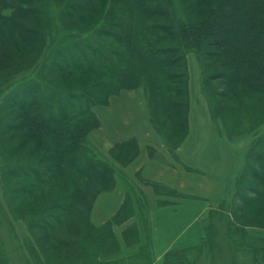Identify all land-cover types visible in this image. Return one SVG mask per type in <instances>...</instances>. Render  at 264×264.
<instances>
[{
	"label": "trees",
	"instance_id": "1",
	"mask_svg": "<svg viewBox=\"0 0 264 264\" xmlns=\"http://www.w3.org/2000/svg\"><path fill=\"white\" fill-rule=\"evenodd\" d=\"M52 5L57 6L61 30L51 17ZM0 21V55L36 50L45 58V77L51 78H35L22 95L0 104L2 147L17 161L12 164H18L4 172L16 180L8 191L10 203L23 215L32 210L25 217L30 229L54 233L62 248L70 249L67 264H85L86 259L89 264H121L102 261L101 255L120 247L114 229L128 220L125 208L104 225L93 223L92 210L98 196L115 187L112 160L127 165L140 149L132 138L115 144L108 158L96 155L88 139L101 127L96 107L109 106L112 96L147 88L155 102L150 122L175 151L191 129V54L212 82L224 78V88L211 86L221 100L250 95L264 100V0H0ZM14 31H19L18 38ZM94 31L98 38L91 40ZM9 37L12 43L6 42ZM52 81L55 91L39 93ZM255 143L245 153V171L231 179L235 184L229 209L225 201L219 205L230 216V230L241 237L248 226L264 228V142ZM153 186L158 193L177 195ZM224 189L222 199L230 191ZM67 224L81 236L61 239L56 233ZM212 230L210 220L203 245L168 253L166 262L194 263V253L212 243ZM91 234L97 242L87 253L85 241ZM137 234L132 224L123 238ZM249 244L253 261H258L259 248Z\"/></svg>",
	"mask_w": 264,
	"mask_h": 264
},
{
	"label": "rangeland",
	"instance_id": "2",
	"mask_svg": "<svg viewBox=\"0 0 264 264\" xmlns=\"http://www.w3.org/2000/svg\"><path fill=\"white\" fill-rule=\"evenodd\" d=\"M56 7V5H52L51 17L54 25H57L61 30L60 18L58 12L55 11L57 10ZM74 32L76 31H69V33ZM118 32L121 33V31ZM18 33L14 31V37L18 38ZM60 33L62 32L60 31ZM60 36H63V33ZM60 36L57 35V39H55L58 40L61 38ZM90 36L91 40L98 38L95 31ZM87 38H89L88 35L84 36L83 40ZM10 41V37L6 39L7 43H12ZM2 45L6 46L5 44ZM26 49H22L25 50L24 52L18 49L15 51L14 57H2L0 55V104L2 103V106L14 96L26 92L35 78L45 82L50 78V76L45 77L47 67L44 65L45 58L42 53L34 50L36 51L35 54L33 49ZM191 55L188 65L194 110L191 113L190 127H193L192 137L199 143H196L193 149L191 148L187 152V155L205 154L208 156L206 152L209 147L206 146L214 139L212 133L214 131L215 138L220 145L218 156L215 158L216 163L226 161L230 164L233 163L235 164L233 166L237 167V173L240 174L244 169V156L247 149L256 144L255 142H264V100L261 99L262 97L257 99L256 95H250L245 99L236 98L237 100L232 96H226L224 100H221L218 96L219 91L213 92L211 86L216 89L219 86L224 88L222 86L225 82L224 78L216 77V80L212 82L206 67H201L195 54ZM204 62L209 67L207 59ZM51 85L57 86L52 81L47 85H42L38 89L39 93L42 92V95L44 93L47 96L49 89L50 93L55 91ZM225 87L222 90L227 91L228 87ZM149 93L147 88L140 87L123 92L116 97L112 96L110 105L107 107L95 108V113L101 121V127L91 132L88 139L90 149L96 155L108 158L107 148L112 144V141L118 138L120 140L137 138L139 141L163 139L160 134L156 139L153 138V135L146 136L147 132H144L141 127L145 124L153 125L150 122V108L151 104L153 107L155 106V102ZM202 123L204 124L203 128H207V130L197 132V126ZM106 133L109 135H105ZM198 133L201 134L198 135ZM200 139L204 141V145L201 144ZM2 146L0 139V264H67L66 261H69L70 254L66 252L70 249L62 248L59 238L57 239L54 233L48 234L46 231L37 232L30 229V221L25 217H29L27 215L31 214L32 210H25L23 215L11 206L8 191L14 187L13 184L16 180L7 178L4 172L9 166L18 164H12L17 161L13 158L11 160L9 151ZM241 164L243 165L241 166ZM234 184L235 182L229 181L227 188H230V191L228 190L227 196L221 201L222 203L225 201L223 205H226L227 209L231 204L230 194L234 189ZM253 197L256 198L254 195ZM221 202L215 204V208L211 211V214L213 213V218H210L213 222L212 243L207 248L205 247L204 251L194 253L192 260L196 258V261L192 264H264V228L248 226L246 227V237H241L235 231H231L228 225L230 216L219 209ZM82 224L78 223L79 226ZM71 226L70 224L65 225L56 234L60 235L61 239L66 240H74V238L81 236ZM215 230L217 231L216 235L213 234ZM85 242L86 252L89 253L94 242L97 241H94L91 234L90 239ZM249 243L259 248L261 254L258 255V261H253L255 254L251 252ZM107 255L102 254L101 256L105 258ZM89 263V259H86L85 264Z\"/></svg>",
	"mask_w": 264,
	"mask_h": 264
},
{
	"label": "crops",
	"instance_id": "3",
	"mask_svg": "<svg viewBox=\"0 0 264 264\" xmlns=\"http://www.w3.org/2000/svg\"><path fill=\"white\" fill-rule=\"evenodd\" d=\"M203 126V123L198 125L197 132L207 130ZM141 127L146 136L153 135L156 139L159 135L149 124ZM192 129L176 151L163 139L137 140L140 152L132 162L122 165L112 160L117 168L116 184L111 191L98 196L92 221L95 225H104L124 208V218L128 220L115 225L120 247L105 258L101 256L102 261L170 264L166 262L168 253L190 251L205 243L211 210L222 201L224 188L235 178L237 167L227 161L216 163L220 145L214 131V139L206 146L208 156H188L187 152L199 143L192 137ZM126 140L130 139L112 141L107 148L108 157L115 144ZM201 144L204 145L203 140ZM153 184L176 191L177 195L166 194L165 190L158 193ZM132 224L137 226L138 234L128 236L129 240L125 241L123 232Z\"/></svg>",
	"mask_w": 264,
	"mask_h": 264
}]
</instances>
